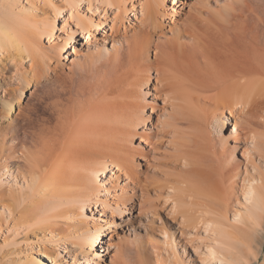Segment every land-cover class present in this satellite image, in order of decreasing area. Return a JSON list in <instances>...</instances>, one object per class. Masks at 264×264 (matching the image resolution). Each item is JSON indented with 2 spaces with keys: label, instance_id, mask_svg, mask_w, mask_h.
I'll return each instance as SVG.
<instances>
[{
  "label": "bare ground",
  "instance_id": "6f19581e",
  "mask_svg": "<svg viewBox=\"0 0 264 264\" xmlns=\"http://www.w3.org/2000/svg\"><path fill=\"white\" fill-rule=\"evenodd\" d=\"M231 3L0 0V264H136L156 210L150 264H264V46Z\"/></svg>",
  "mask_w": 264,
  "mask_h": 264
},
{
  "label": "rangeland",
  "instance_id": "374dc122",
  "mask_svg": "<svg viewBox=\"0 0 264 264\" xmlns=\"http://www.w3.org/2000/svg\"><path fill=\"white\" fill-rule=\"evenodd\" d=\"M213 5L214 3L211 1L208 4L209 8L212 9H213ZM201 16L205 17V15H201ZM214 17H216L215 19L214 18L213 19L217 20L216 21L217 23L227 24V25L229 24L228 26L233 29H239L241 27L242 28L244 27L243 29H241V32L243 31V33H250L251 30L252 31L251 33L253 34L255 33L257 39L259 40V43L264 46V42H263L264 41V0H233V3H231V6L229 8H225L224 10L221 11V13L216 14ZM236 24L237 26L240 25V27H237ZM234 26L236 28H234ZM59 72L62 74L66 73L65 70H60ZM67 82L70 83L69 80ZM23 105H25L26 108L29 110L31 117L33 118L32 120L34 122L39 123L42 121L43 118H47L46 120L48 122L55 121V115L51 111L49 100L46 97H44L43 86L37 88H34V86H30L29 88L26 87L20 107ZM14 115L17 116V118H19L18 122L22 121L23 115L19 114V107L17 104L13 106L12 116ZM4 125H5V120L2 119L0 121V132H2L3 129L5 128L3 127ZM146 218L147 220L142 218V222L140 223L141 225H139L140 227L136 229L135 237L132 243L133 249L132 252L130 253V256L132 262L137 261L136 264H138L140 260L142 261L144 260V262H146L145 264H150L151 260L153 259V255L157 253L159 246L161 248L162 247L161 245H163L162 243H160L161 239L158 235L159 233L158 228L156 227H158L160 224H166L165 222L167 220L169 221V219H167V217L161 210H156V212L152 213V215L151 214L148 215V217ZM156 242L159 243L160 245L157 244ZM156 245L158 248L157 251L155 248ZM263 259H264V242H263V251L260 256V261H262ZM182 260L184 262V258H182Z\"/></svg>",
  "mask_w": 264,
  "mask_h": 264
}]
</instances>
